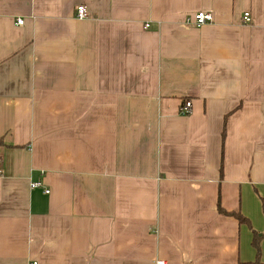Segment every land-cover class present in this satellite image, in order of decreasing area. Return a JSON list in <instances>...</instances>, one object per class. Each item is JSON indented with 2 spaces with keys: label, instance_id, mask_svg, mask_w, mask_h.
I'll return each instance as SVG.
<instances>
[{
  "label": "crops",
  "instance_id": "1",
  "mask_svg": "<svg viewBox=\"0 0 264 264\" xmlns=\"http://www.w3.org/2000/svg\"><path fill=\"white\" fill-rule=\"evenodd\" d=\"M263 200L264 0H0V264L264 263Z\"/></svg>",
  "mask_w": 264,
  "mask_h": 264
},
{
  "label": "built area",
  "instance_id": "2",
  "mask_svg": "<svg viewBox=\"0 0 264 264\" xmlns=\"http://www.w3.org/2000/svg\"><path fill=\"white\" fill-rule=\"evenodd\" d=\"M88 16V12L85 8L84 5H78L76 8V17L77 18H86ZM242 19L244 22L248 23L251 20L250 13L248 11H245L243 13ZM212 21V14L208 11H197L194 12L191 16H188L185 19L186 24H191L195 26H199L202 24H205L207 22ZM22 19H17L18 24H22ZM178 111L180 114H188L191 111V102L186 100L184 101L178 108ZM38 185V182L33 183L32 186ZM45 192H48L46 190ZM154 264H167L164 260L162 259H156Z\"/></svg>",
  "mask_w": 264,
  "mask_h": 264
},
{
  "label": "trees",
  "instance_id": "3",
  "mask_svg": "<svg viewBox=\"0 0 264 264\" xmlns=\"http://www.w3.org/2000/svg\"><path fill=\"white\" fill-rule=\"evenodd\" d=\"M262 206H263V211H264V200L262 201ZM220 212L226 214V215H231L234 216L239 222H246L248 223V220L242 216L240 213H235V212H226L220 208ZM264 236V233L262 234ZM259 240L260 237L258 236V233H254L253 238H252V245L256 249V258L253 262H250V264H264L260 261L259 259Z\"/></svg>",
  "mask_w": 264,
  "mask_h": 264
}]
</instances>
